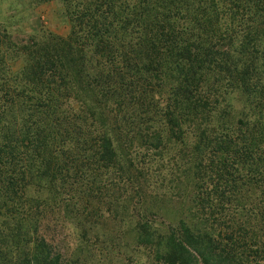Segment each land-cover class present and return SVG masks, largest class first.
Returning a JSON list of instances; mask_svg holds the SVG:
<instances>
[{
	"label": "trees",
	"instance_id": "1",
	"mask_svg": "<svg viewBox=\"0 0 264 264\" xmlns=\"http://www.w3.org/2000/svg\"><path fill=\"white\" fill-rule=\"evenodd\" d=\"M46 1L67 35L0 25V264H62L66 220L155 264H264V0H20Z\"/></svg>",
	"mask_w": 264,
	"mask_h": 264
},
{
	"label": "rangeland",
	"instance_id": "2",
	"mask_svg": "<svg viewBox=\"0 0 264 264\" xmlns=\"http://www.w3.org/2000/svg\"><path fill=\"white\" fill-rule=\"evenodd\" d=\"M59 7L55 1L42 2L35 7L28 8L27 4H22L20 0H0V25L16 40L26 39L41 29L65 36L68 33L69 25L61 15ZM174 152L175 150L167 155L170 157ZM139 153L141 154L140 159H143L144 163L152 158L151 154L144 155L145 150H140ZM166 160L168 161V158ZM166 160L155 155L154 159H151L153 163H145L150 172H156L154 178L167 175L169 164L157 169V165L161 162L166 164ZM63 224L65 227L58 229L57 232L53 230L48 232V238H52L49 240L63 255L62 264H155L151 255L149 257L145 251L143 253L133 246L131 239L122 245L123 238L121 236L117 239L120 246L101 236L96 240L95 235H90L83 241L79 232L70 222L66 220ZM106 228L110 229L111 225L107 224ZM124 237L126 236L124 235Z\"/></svg>",
	"mask_w": 264,
	"mask_h": 264
}]
</instances>
